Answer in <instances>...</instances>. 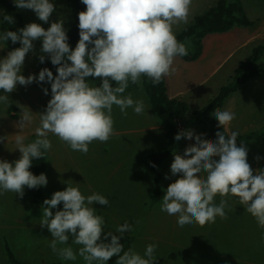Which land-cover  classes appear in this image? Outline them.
<instances>
[{"label":"clouds","instance_id":"obj_1","mask_svg":"<svg viewBox=\"0 0 264 264\" xmlns=\"http://www.w3.org/2000/svg\"><path fill=\"white\" fill-rule=\"evenodd\" d=\"M80 2L86 10L78 14L79 40L74 49L68 42L62 19L52 22L47 29L33 22L19 32L0 31V50L9 41L21 45L0 58V105L7 104L8 94L17 85L28 86L33 82L51 85V99L40 113V126L35 129L37 139L30 143H25L26 137L19 133L33 123V112L28 107L21 109L15 124L19 129L15 150L21 156L13 162L0 159V196L12 192L23 198L26 188L47 186L46 174L34 175L29 169L34 160L42 159L51 150L49 134L65 142L71 150L84 154L94 141L107 142L115 135L113 106L124 116L128 115V109L137 115L146 110L143 99L124 95L129 83L141 85L142 78L147 77L157 85L175 73L178 57L189 54L186 45L178 41L174 28L188 24L192 0ZM13 3L17 8L34 11L45 23L55 11L53 0H13ZM4 21L13 23L6 16L0 22ZM37 40L42 42L40 52L58 66L56 76L48 68H43L38 76L22 74L26 55L34 50ZM39 61L44 63L45 55H40ZM87 77H99L102 83L93 87ZM42 90L49 94L48 88ZM212 117L223 128L212 142H205L192 130L175 135L176 141L194 139L195 144L188 146L183 155H174L170 172L172 176L179 174V178L167 187L161 211L175 217L181 227L204 226L214 223L217 217L227 218L225 209L229 200L235 199L264 228V170L254 174L247 162V147L243 142L237 146L238 132L224 134L236 118L235 113L216 111ZM7 136H0V143L7 141ZM217 196L221 198L219 204ZM94 202L109 205L104 195L85 196L78 186L68 183L64 190L43 201L40 225L51 233L49 247L53 253L62 260L75 261L77 253L71 246L58 247L67 245L71 238L81 246L78 255L86 264H108L113 257H118L116 264H154L157 244L147 245L143 255L132 249L124 251L120 240L132 231V224L118 225L115 232L119 235L105 232L106 221L97 214ZM61 203L62 210L53 213ZM109 237L110 242H104Z\"/></svg>","mask_w":264,"mask_h":264},{"label":"rangeland","instance_id":"obj_2","mask_svg":"<svg viewBox=\"0 0 264 264\" xmlns=\"http://www.w3.org/2000/svg\"><path fill=\"white\" fill-rule=\"evenodd\" d=\"M217 1L192 0L189 22L174 28L176 36L192 23L195 16L208 11ZM53 2L55 11L48 23L40 21L34 11L19 8L25 24L34 22L47 29L52 22L62 19L65 29H70L73 17L66 1ZM244 4L248 17L254 21L252 27L237 26L227 33L208 35L204 39L202 58L196 62H186L178 57L174 64L175 73L166 77L169 94L175 97L180 91L179 97L192 110L207 106L222 87L231 83L235 70L251 58L253 48L264 44V1L245 0ZM1 15L0 9V19ZM41 46V41H34V50L26 55L22 69L25 77L38 76L39 56L47 55L40 52ZM3 47L0 58L11 51L5 44ZM86 80L93 87H99L102 83L99 77H87ZM42 87L48 88V95L44 94ZM131 87L132 90H126L124 95L131 94L134 100L143 99L146 110L144 114L137 115L128 109V115L124 116L119 113L118 107L113 106L115 135L107 142L94 141L84 154L71 150L65 142L49 134L52 148L46 152L44 174L48 184L42 187L45 199H50L56 191L64 190L67 183L78 186L85 196L93 193L104 195L109 205L94 202L93 207L106 221L105 232L119 235L115 232L118 225L125 222L132 224V231L126 232L120 243L123 247L130 244L131 249L141 255L147 245L157 244L154 264H264V254L253 263L247 260L250 254L242 258L236 254L237 247L250 253L264 246V228L258 226L255 218L237 200H229V207L225 209L227 218L217 217L214 223L204 226L194 224L191 227L179 226L175 217L162 212V198L159 202L153 201L155 184L143 161L148 154L161 151L166 140L160 120L144 89L143 78L141 85L132 84ZM8 96L7 104L0 105V136L8 135L7 141L0 143V159L13 162L21 156L19 150H15V136L19 131L15 124L19 121L21 109L28 107L33 112V123L19 133L26 137L25 143H29L36 136L35 129L40 126L39 115L45 111L51 99V85L43 83L41 86L36 82L28 86L17 85V89ZM223 110L234 112L236 116L226 130L229 134L236 131L244 135L262 127L264 75L243 85L230 96L219 111ZM178 126L181 131L192 130L205 142L215 140L203 125L189 119L186 125L181 121ZM193 144L194 139L182 138L178 150L162 163V197L169 184L179 178V174L172 176L170 172L174 155H183L185 149ZM240 144L237 143V146ZM243 144L248 149L247 162L254 174L257 170H264V143L243 141ZM165 176L170 178L165 179ZM220 199L216 197L217 204ZM62 207L61 203L58 209L52 210L53 213L62 210ZM42 212L43 208L38 210L30 205L26 195L20 198L15 193L6 192L0 196V264H10L5 254L6 246L11 247L20 261L29 264H86L78 255L81 246L74 244L71 238L67 245L58 247L71 246L77 253L75 261L62 260L53 253L49 247L51 233L40 225ZM245 219H250L252 224L248 225ZM110 239L104 242L108 243Z\"/></svg>","mask_w":264,"mask_h":264},{"label":"trees","instance_id":"obj_3","mask_svg":"<svg viewBox=\"0 0 264 264\" xmlns=\"http://www.w3.org/2000/svg\"><path fill=\"white\" fill-rule=\"evenodd\" d=\"M73 17V25L67 30L69 44L74 49L79 40L78 14L86 10V6L80 0H65ZM245 0H218L217 3L205 13L195 16L190 25L185 27L183 31L177 35L178 41L184 43L188 49V55L181 57L186 62H194L198 60L204 53V39L211 34H222L231 31L233 28L251 27L254 22L248 17L245 10ZM264 1V0H262ZM0 9L2 15L0 21L6 16L13 20V23L7 21L0 22V31H17L26 26L25 19L19 8H17L13 0H0ZM5 46L11 51L20 47V43L13 44L11 41L5 43ZM52 65L48 56H45V62L40 63L37 74L43 69L48 68L52 71L53 76L57 75L56 68ZM264 75V44L257 45L253 48L252 56L245 61L236 70L231 83L222 87L218 95L205 107L192 110L188 103L172 98L168 92L167 79L164 78L159 84L153 85L147 77L143 78V86L152 105L153 111L160 120L163 129L166 144L161 151L148 154L143 163L146 171L152 177L155 184L153 201L159 202L162 198V163L170 158L172 154L178 150L182 138L179 141L174 139L175 135L181 131L178 124L183 121L186 125L187 120H191L195 124L203 125L205 131L216 139V133L222 132L223 128L218 127V122L212 117L216 111H219L225 104L226 100L237 93L240 88L248 82L260 78ZM115 83L114 81L112 84ZM132 83H129L127 90L131 91ZM115 87V86H113ZM224 134L230 135L227 131ZM37 139L33 136L30 142ZM237 143L243 141H255L264 143V124L258 130H254L248 134L238 135ZM29 142V143H30ZM155 165V166H153ZM46 169V153L42 159L34 160L33 165L29 169L34 175L44 173ZM25 195L34 209H42L45 193L42 187L38 189H25ZM246 220V219H245ZM248 225L252 224L246 220ZM229 234V233H228ZM124 251L131 249L130 244L123 247ZM234 253V252H233ZM5 254L10 264H29L20 261L17 255L6 246ZM123 252L121 253V255ZM239 257L250 254L251 263L259 261L264 254V246H259V251L246 252V249L236 250ZM118 257H113L109 264H116Z\"/></svg>","mask_w":264,"mask_h":264},{"label":"crops","instance_id":"obj_4","mask_svg":"<svg viewBox=\"0 0 264 264\" xmlns=\"http://www.w3.org/2000/svg\"><path fill=\"white\" fill-rule=\"evenodd\" d=\"M253 22H254V21H253ZM251 27H252V26H251ZM204 51H205V49H204ZM203 54H204V53H203ZM202 56H203V55H202ZM202 56H201L198 60H196V61H199V60L202 58ZM180 58H181V57H180ZM196 61H194V62H196ZM167 85H168V84H167ZM168 92L171 93V92L169 91V88H168ZM172 93H173V92H172ZM180 94H181V93H180V91H179V93H176V94L174 95L175 97L171 96L170 94H169V95H170L172 98H175V99H178V100H181V101L183 100V101H184V99H182L181 97H179ZM189 106H190V105H189ZM119 113H121L120 110H119ZM24 195H25V194H24ZM39 210H40V209H39Z\"/></svg>","mask_w":264,"mask_h":264}]
</instances>
